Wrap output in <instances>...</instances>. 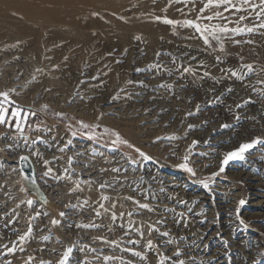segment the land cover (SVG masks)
Here are the masks:
<instances>
[{"label":"rangeland","instance_id":"obj_1","mask_svg":"<svg viewBox=\"0 0 264 264\" xmlns=\"http://www.w3.org/2000/svg\"><path fill=\"white\" fill-rule=\"evenodd\" d=\"M233 2L198 15L201 0H0V92L35 113L23 132L0 126V264H59L68 248V264H264V143L212 175L264 141V28ZM213 134L228 141L209 153ZM21 149L37 192L13 178Z\"/></svg>","mask_w":264,"mask_h":264},{"label":"snow or ice","instance_id":"obj_2","mask_svg":"<svg viewBox=\"0 0 264 264\" xmlns=\"http://www.w3.org/2000/svg\"><path fill=\"white\" fill-rule=\"evenodd\" d=\"M154 2H155V0H154ZM175 2L184 3L185 5L191 3L194 6L196 4V0H168L167 7H170L172 5V3H175ZM201 2L203 4V7H201L199 9L198 15L203 14L206 10L213 9V8H215V9L223 8L224 11H231V10L241 11L242 10V8L237 7V5L233 2V0H206V2H204V0H201ZM242 6H247L246 8H243L244 11L251 9V11L255 13L256 18L262 21L259 24V27L264 28V0H259V3H254L253 0H242ZM167 7L164 9L165 12L167 11ZM204 18L208 19V20H212L215 18L227 19L226 17L223 16L222 12H220V11H215L213 13V15L207 16ZM246 18L247 17L243 16V15L239 17L240 20H244ZM157 19L159 20L160 17H157ZM163 22L165 24H169V25H173V24L177 23L176 21L168 19L166 17L164 18ZM184 23L187 26L195 27L197 32L206 33L209 31L207 26H205L204 28H201V26L199 24L194 23V21H192V20H186ZM254 30H255L254 28H242V27H235V28L230 29L226 25H218L212 29V34L215 35L216 32H221V33L232 32V33L238 34V33H243L245 31L251 33ZM217 39H219V37H217ZM204 40H205V43H208L206 36L204 37ZM247 42L252 43V41H247ZM246 67L251 69V65H247ZM185 71H189V69H185ZM232 74L236 75L235 72H233ZM10 91H14V90H10ZM10 91L0 92V126H7L10 128L14 127L16 129V131L23 132V128L21 126L22 123L26 124L29 114L35 115V113H29V112L25 111L21 106L16 104V102L10 98ZM81 126L84 128L88 127V125L83 124V122H81ZM73 135H75V133H73ZM116 135H117L118 142L125 143V144L128 143L127 141H120L118 134H116ZM69 143H71V141H69ZM196 143H197L196 141H193V145H195ZM260 143H264V141H261L259 138H257V139L250 141V142H247V143H241L239 145V147L236 148L235 150L227 152L224 155V158L222 159V161L220 163L219 171L213 173L212 175L217 176L220 173H223L225 171V166H227L229 164V162L232 160H236V159L243 160L245 158V153L248 152L250 149H252L255 145L260 144ZM128 146L133 147V145H131V144H128ZM7 147L11 148L12 145H8ZM0 151H3V149H0ZM61 151H63V149H61ZM136 151L139 152V149H136ZM139 154L142 157H144L145 159H150V157H147L143 152H140ZM19 159L21 161H27L28 157L27 156H21ZM183 161L184 162L179 164L178 167L185 169L187 172L191 173L192 175H195L194 169L192 167H190L188 164V161H189L188 155H185L183 157ZM49 172H51V169H49ZM45 175H48V172H46ZM204 187L208 188V184L204 183ZM28 203L31 204V201H28ZM245 203H246V201L244 199H241L238 202L239 206L235 210L238 219H240L241 207ZM141 207L147 208L148 206L147 205H141ZM60 215L63 216L64 213H60ZM113 219H115V216H113ZM57 223H58L57 220L52 221L53 225H55ZM240 223L241 224L244 223L243 219H240ZM29 231H31V229H29ZM164 235H167V233H165ZM21 239H24V237H21ZM226 244H227V242L225 241V245ZM148 247L149 248L152 247L151 241H148ZM9 251H12V249H9ZM71 253H72V249L68 248L63 253V256H62L61 260L59 261V264H68ZM133 254L136 256L141 255V253H139V252H135ZM180 256H181V252L179 250H177L174 253V257L178 258ZM108 259H112V258L105 257V260H108ZM169 259L173 260V264H185V261L183 259H173L172 257H162L159 261V264H165V260H169ZM8 264H11V262H8Z\"/></svg>","mask_w":264,"mask_h":264},{"label":"bare ground","instance_id":"obj_3","mask_svg":"<svg viewBox=\"0 0 264 264\" xmlns=\"http://www.w3.org/2000/svg\"><path fill=\"white\" fill-rule=\"evenodd\" d=\"M221 90V89H220ZM241 98V97H240ZM119 110V109H118ZM248 110V109H247ZM262 115V114H261ZM220 120H221V118H220ZM177 122V121H176ZM215 123V122H214ZM233 123V122H232ZM243 123V122H242ZM232 128V127H231ZM151 129V128H150ZM219 129H217V131H218ZM211 133V132H210ZM213 136V137H212ZM212 136H210V137H212V138H210V139H208V140H206V141H203L202 143H198V144H200V145H202V146H204L205 147V150L207 151H210L209 153H211V152H214V147L215 146H223V145H226V143H227V141H228V137H225V138H222L221 136H214V134L212 135ZM227 136V135H226ZM229 136V135H228ZM202 137V136H201ZM200 137V138H201ZM230 137V136H229ZM6 138V143L7 144H12L11 143V140L9 139V137H5ZM4 138V139H5ZM208 138H209V136H208ZM15 140V139H14ZM4 141V140H3ZM13 145V144H12ZM169 147V146H168ZM19 149V148H18ZM21 152V153H20ZM17 153H19V154H17ZM16 154H15V157H17V159L19 160V156L22 154V153H25V154H27L26 152H25V150H20V151H18ZM28 155V154H27ZM209 155H211V154H209ZM212 155H215V153H213ZM250 155V154H249ZM29 156V155H28ZM35 157V156H34ZM215 157V156H214ZM29 158H30V160H31V162L33 163V161H32V159H31V157L29 156ZM212 158V157H211ZM196 160H197V158H195ZM214 159V158H213ZM216 159V158H215ZM214 159V160H215ZM36 160V159H35ZM212 160V159H211ZM214 160H213V162H214ZM197 162V161H196ZM33 165H34V163H33ZM14 168L13 169H16L15 170V172H14V176H13V178L15 179V180H18L19 179V176H21V174H20V169H19V165H18V161H16V164L13 166ZM9 168V167H8ZM181 173V172H180ZM171 179V178H170ZM244 179V178H243ZM15 180H12V182L13 181H15ZM173 180V179H172ZM259 181V180H258ZM166 182V181H165ZM173 182V181H172ZM174 184V183H173ZM165 185H166V183H165ZM168 185V184H167ZM169 185H171V184H169ZM178 185V184H177ZM253 186L252 187H254L255 185L254 184H252ZM163 186V185H162ZM249 186V185H248ZM41 187V186H40ZM174 187V186H173ZM256 187V186H255ZM11 189H12V192L14 193V195H15V198L16 199H20V197H19V194H20V192H19V189H18V187H12L11 186ZM32 194V193H31ZM33 195V194H32ZM35 196V195H34ZM36 197V199H37V196H35ZM223 197V196H222ZM46 199V198H45ZM40 201V200H39ZM46 201V200H45ZM95 201V200H94ZM262 201V200H261ZM259 203V202H258ZM256 204V203H255ZM226 205V204H225ZM257 207H260V208H264V205H262V204H260V206H257ZM260 208H258V209H260ZM4 210V209H3ZM0 212H1V210H0ZM261 213V212H260ZM264 223V222H263ZM260 226V225H259ZM261 227H263V225L261 226ZM263 229V228H262ZM5 232V231H4ZM9 234H10V232H9ZM15 235V234H14ZM179 236V235H178ZM193 237V236H192ZM193 240V239H192ZM195 243V242H194ZM240 257V256H239Z\"/></svg>","mask_w":264,"mask_h":264},{"label":"water","instance_id":"obj_4","mask_svg":"<svg viewBox=\"0 0 264 264\" xmlns=\"http://www.w3.org/2000/svg\"><path fill=\"white\" fill-rule=\"evenodd\" d=\"M21 156H27L28 157L27 161H21L20 159L18 160V165H19L20 174H21L20 177H21L22 183L26 186V188L28 190H30L32 192H37L39 182H38L37 176L35 174L34 165L31 162V160L27 154L22 153L19 156V158Z\"/></svg>","mask_w":264,"mask_h":264}]
</instances>
